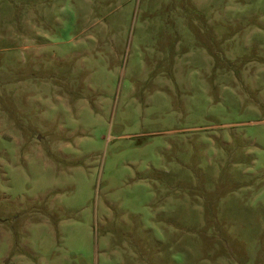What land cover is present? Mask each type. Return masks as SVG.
<instances>
[{"label": "rangeland", "instance_id": "rangeland-1", "mask_svg": "<svg viewBox=\"0 0 264 264\" xmlns=\"http://www.w3.org/2000/svg\"><path fill=\"white\" fill-rule=\"evenodd\" d=\"M0 264H264V0H0Z\"/></svg>", "mask_w": 264, "mask_h": 264}]
</instances>
